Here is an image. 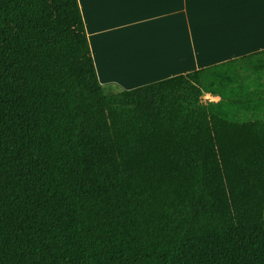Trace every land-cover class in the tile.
<instances>
[{"label": "trees", "instance_id": "obj_1", "mask_svg": "<svg viewBox=\"0 0 264 264\" xmlns=\"http://www.w3.org/2000/svg\"><path fill=\"white\" fill-rule=\"evenodd\" d=\"M0 264H264V52L114 91L77 0H0Z\"/></svg>", "mask_w": 264, "mask_h": 264}, {"label": "crops", "instance_id": "obj_2", "mask_svg": "<svg viewBox=\"0 0 264 264\" xmlns=\"http://www.w3.org/2000/svg\"><path fill=\"white\" fill-rule=\"evenodd\" d=\"M77 4L97 81L105 89L133 90L264 52V0Z\"/></svg>", "mask_w": 264, "mask_h": 264}, {"label": "rangeland", "instance_id": "obj_3", "mask_svg": "<svg viewBox=\"0 0 264 264\" xmlns=\"http://www.w3.org/2000/svg\"><path fill=\"white\" fill-rule=\"evenodd\" d=\"M201 100H202L203 103H207V101L205 99V96H202Z\"/></svg>", "mask_w": 264, "mask_h": 264}]
</instances>
